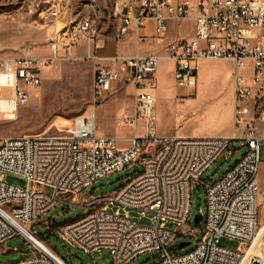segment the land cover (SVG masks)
<instances>
[{"label": "built area", "instance_id": "obj_1", "mask_svg": "<svg viewBox=\"0 0 264 264\" xmlns=\"http://www.w3.org/2000/svg\"><path fill=\"white\" fill-rule=\"evenodd\" d=\"M93 17L70 21L49 39L48 57H0V98L7 102L4 116L15 118L30 101V88L43 82V67L54 61L90 63L93 73L89 110L73 119L63 134L7 136L0 141V245L19 233L31 243V254L11 264H68L25 225L35 223L60 203L72 206L86 195L89 211L58 225L63 241L92 254L108 250L112 264H129L144 252H155L154 264H264L255 247L243 260L260 229L259 172L264 151V0H125L117 1L112 16L117 31L126 34L155 22V35L164 38L172 21H193L195 35L167 45V58L175 63L176 84L192 91L197 86V63L227 60L234 64V136L160 135L156 120V79L159 55L103 56L97 19L100 6L91 3ZM57 10L47 17L55 19ZM145 37L138 35V41ZM81 40L88 54L73 49ZM122 81L132 85V110L120 120L126 129L120 136L99 131L97 111L102 101ZM10 96L5 97L4 92ZM9 114V115H8ZM144 122L145 132H138ZM119 140L128 141L120 146ZM238 141L243 154L222 176L202 179L231 142ZM230 152V151H229ZM138 162L116 191L93 196L90 186L103 176ZM8 175L24 184L7 181ZM192 182L204 187L206 212L202 228H190ZM114 208V210H111ZM151 215L140 224L129 215ZM124 211V213H122ZM168 224L175 228H167ZM29 233L46 246L30 239ZM222 238L238 242L236 248L220 244ZM194 248L178 253V243ZM18 251L17 248L12 249ZM55 253V254H54Z\"/></svg>", "mask_w": 264, "mask_h": 264}, {"label": "rangeland", "instance_id": "obj_2", "mask_svg": "<svg viewBox=\"0 0 264 264\" xmlns=\"http://www.w3.org/2000/svg\"><path fill=\"white\" fill-rule=\"evenodd\" d=\"M117 1L124 2L125 0H0V57L50 56L48 42L55 30L74 19L93 17L92 2L100 6L103 12L102 16L97 19L101 40L116 34L118 21L112 16V10ZM49 10H57V18H48ZM78 51L81 52L82 49L80 48ZM233 70L234 64L231 61L200 62L197 69L196 99L175 102L169 98L168 94L170 85L174 86L175 84L171 65L167 62L162 63L160 77L157 81L160 97L156 108L160 119L157 118L156 127L159 132H163L171 125H180L178 132L188 136H213L231 132L232 124L228 117V100L232 91L231 73ZM43 75L41 86L31 88L29 103L17 110L15 118H6L4 112L0 110V141L7 136L36 135L44 132L63 134L72 128L75 117L89 110L93 78L89 62L80 60L54 61L43 67ZM183 90L184 93H190L188 88ZM6 94L7 91L4 92V95ZM117 96L118 99L116 97L108 98L97 111L99 131L114 136L126 131L120 124L122 118H118L116 109L119 103V113L126 110L120 100L123 96L122 89L118 90ZM217 96H220L219 101L224 103L221 118L216 105L213 112L204 108L207 100ZM179 121H181L180 124H178ZM138 132L140 134L145 132L144 122L138 123ZM119 143L125 145L127 141H119ZM238 146V141L231 142L229 149L203 173L202 179L208 180L222 176L227 167L233 165L243 154L244 148L238 150ZM261 159L259 172L260 231L254 242L257 254H264V151H262ZM134 171H141L138 162H131L123 169L103 176L90 186V191H93L91 194L98 196L113 193L125 183L129 176L134 174ZM6 179L11 183L24 184L21 178L14 175H8ZM85 199V194L80 195L75 202V204L84 206L60 203L39 218L37 222L27 224L25 227L37 236L44 235L42 240L68 264H112L111 254L108 250H99L92 254L84 253L63 241L57 227L53 228L52 224L45 223L47 220V222H55L60 225L83 216L89 211V208L85 206ZM200 210L205 214L204 187L199 186V182H192L188 227H203V224L194 222V217ZM129 215L140 224L152 222L151 215L141 216L132 209H130ZM167 228H175V225L168 224ZM220 244L230 248L238 246L237 241L227 238H222ZM194 246L195 243H191L177 251L185 253ZM14 248H17L18 251H13ZM31 249V243L19 233L0 245V264L18 261L31 254ZM154 255L155 252H144L136 256L129 264H154L158 260V257Z\"/></svg>", "mask_w": 264, "mask_h": 264}, {"label": "crops", "instance_id": "obj_3", "mask_svg": "<svg viewBox=\"0 0 264 264\" xmlns=\"http://www.w3.org/2000/svg\"><path fill=\"white\" fill-rule=\"evenodd\" d=\"M70 22V21H69ZM69 22H66L64 25L58 27L54 34L60 30L62 27L66 26ZM117 30V29H116ZM53 34V35H54ZM52 35V36H53ZM138 35H142L145 37L144 41L139 42L138 41ZM195 35V23L193 21H183V22H176L172 21L169 23L168 31L167 34L164 38H159L155 35V22L152 19H148L146 21V26L142 29H140L138 32L136 31V25L135 23H132L130 26V29L126 34L120 35L117 31L116 34H113L107 38L102 39V43L104 45V48L100 51L101 55L103 56H112V55H126V56H133V55H149V54H156L159 55L161 58V61L159 63L158 67V74H157V79H156V85H157V91H156V105L158 104V99L160 97V88L158 85V79L160 77V67L161 64L164 62L170 63L171 65V73L174 79V86L170 85L168 88V94L169 98L173 99L175 102H185V101H194L196 99V89L194 91L190 90V93H184V88L180 87L176 84L174 73H175V63L174 61L170 60L167 58V45L171 43L174 40L177 39H190ZM88 43L85 40H81L78 45L73 49V53L77 56H85L88 54L89 48H88ZM82 49L81 52H79V49ZM51 52V50H50ZM205 61H212V60H201L197 63L200 62H205ZM219 61H225V60H219ZM227 61V60H226ZM232 63V62H231ZM233 73V72H232ZM232 73H231V81H232ZM197 83H198V77H197ZM117 88L114 92L110 93L103 101L102 104L108 98H113L117 96V92L119 89H122L123 91V96L121 97V103L125 105L126 110L123 111V113H119V103L116 107L117 109V115L119 116L118 118H123L126 116L130 111L132 110V85L129 83H124L120 81L117 84ZM129 88V91L127 89ZM197 88V86H196ZM186 89V88H185ZM231 93L229 96L228 100V108H229V122L231 121L232 124V131L231 132H226L224 134H217L213 136H227L231 137L234 136L235 132V127H234V85L232 81V89ZM31 88H30V97H31ZM127 92V93H126ZM10 96V92L7 91V94L5 97ZM220 96H217L216 98L209 99L205 102V107L206 109H210V111L213 112L215 110L214 106L218 107V115L221 118L222 116V111H223V104L220 101ZM224 102V101H223ZM101 104V105H102ZM100 105V106H101ZM156 108V107H155ZM226 108V107H225ZM211 112V113H212ZM156 113H157V118L160 119V114L156 108ZM218 117V118H219ZM219 118V119H220ZM181 121L178 122L180 124ZM230 124V125H231ZM180 125L177 126H168L166 130L163 132H159V129L157 127V131L160 135H172L175 134L176 132L179 133L178 135L181 136H188V135H182L180 132ZM170 129V130H168ZM126 130V129H125ZM101 132V131H100ZM103 133V132H102ZM125 132H122L123 134ZM106 134V133H105ZM120 134V135H121ZM116 135V136H120ZM202 136H208V135H202ZM119 141H124V140H119ZM118 141V144L120 146H128L130 143L127 141V144L121 145Z\"/></svg>", "mask_w": 264, "mask_h": 264}, {"label": "bare ground", "instance_id": "obj_4", "mask_svg": "<svg viewBox=\"0 0 264 264\" xmlns=\"http://www.w3.org/2000/svg\"><path fill=\"white\" fill-rule=\"evenodd\" d=\"M6 109H7V102H6V100L5 99H2V98H0V110L2 111V112H6ZM9 115V114H8ZM260 231V230H259ZM258 234H259V232H258ZM258 234H257V236H256V238L258 237ZM29 237H30V239L31 240H33L34 242H36L37 244H40V245H42V246H46L38 237H36L35 235H33V234H31V233H29ZM256 238H255V240H256ZM255 240H254V242H255ZM254 242H253V244H252V248L247 252V254H246V256H245V258H244V260H243V263L247 260V258L249 257V255L251 254V252H252V250H253V248H254ZM47 247V246H46ZM48 248V247H47ZM55 254V253H54ZM6 264H11V263H6Z\"/></svg>", "mask_w": 264, "mask_h": 264}, {"label": "water", "instance_id": "obj_5", "mask_svg": "<svg viewBox=\"0 0 264 264\" xmlns=\"http://www.w3.org/2000/svg\"><path fill=\"white\" fill-rule=\"evenodd\" d=\"M194 222L203 224V222H204L203 214H200V213L196 214L195 217H194ZM189 244H190L189 241H180L178 243V247L177 248H178V250H181V249H183L184 247H186Z\"/></svg>", "mask_w": 264, "mask_h": 264}]
</instances>
